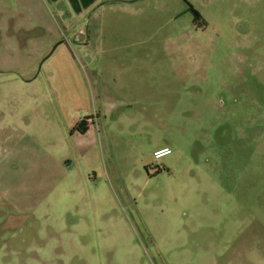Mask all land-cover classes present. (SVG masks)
I'll list each match as a JSON object with an SVG mask.
<instances>
[{"label": "rangeland", "instance_id": "rangeland-1", "mask_svg": "<svg viewBox=\"0 0 264 264\" xmlns=\"http://www.w3.org/2000/svg\"><path fill=\"white\" fill-rule=\"evenodd\" d=\"M3 234L45 264H264V0H0Z\"/></svg>", "mask_w": 264, "mask_h": 264}, {"label": "crops", "instance_id": "crops-1", "mask_svg": "<svg viewBox=\"0 0 264 264\" xmlns=\"http://www.w3.org/2000/svg\"><path fill=\"white\" fill-rule=\"evenodd\" d=\"M65 2L70 6V12H72L73 15H79L80 13L90 9L91 6L97 2V0H65ZM192 18L194 19L193 15ZM91 128L92 125H86V130L82 134L87 133L91 130ZM64 237L65 239H68V235ZM16 240L18 242H16ZM38 240V236L34 234L32 236H22L18 234H11L10 236L6 234L0 235V264H16L17 258L20 257L26 258L24 261H19L22 262V264H45V262L48 261L43 262L41 257L52 256L50 249L52 245L48 242L45 244H39ZM61 250L63 251V248H61ZM64 251L65 252H63L60 256H69L66 252L67 250ZM81 256L82 253L79 254L80 258ZM39 257L40 261H38ZM49 262L51 263V261ZM81 264L84 263L82 262Z\"/></svg>", "mask_w": 264, "mask_h": 264}, {"label": "built area", "instance_id": "built-area-1", "mask_svg": "<svg viewBox=\"0 0 264 264\" xmlns=\"http://www.w3.org/2000/svg\"><path fill=\"white\" fill-rule=\"evenodd\" d=\"M170 153V149L168 147H160L152 151V156L154 159L161 158Z\"/></svg>", "mask_w": 264, "mask_h": 264}, {"label": "trees", "instance_id": "trees-1", "mask_svg": "<svg viewBox=\"0 0 264 264\" xmlns=\"http://www.w3.org/2000/svg\"><path fill=\"white\" fill-rule=\"evenodd\" d=\"M192 15L194 16V18L197 17V15L194 14V12H192ZM74 129H75V128H74ZM76 129H77L78 131H80V133H84V131L86 130V127H85L84 124L79 123V124H76Z\"/></svg>", "mask_w": 264, "mask_h": 264}, {"label": "water", "instance_id": "water-1", "mask_svg": "<svg viewBox=\"0 0 264 264\" xmlns=\"http://www.w3.org/2000/svg\"><path fill=\"white\" fill-rule=\"evenodd\" d=\"M117 1H122V2H126V1H128V0H117ZM101 3H103V2H101Z\"/></svg>", "mask_w": 264, "mask_h": 264}]
</instances>
